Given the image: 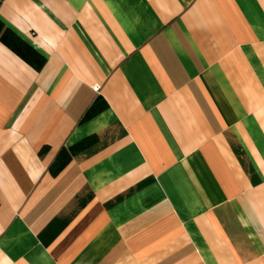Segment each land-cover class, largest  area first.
<instances>
[{"label": "crops", "instance_id": "1", "mask_svg": "<svg viewBox=\"0 0 264 264\" xmlns=\"http://www.w3.org/2000/svg\"><path fill=\"white\" fill-rule=\"evenodd\" d=\"M0 20L45 59L0 39V264H264V0H0Z\"/></svg>", "mask_w": 264, "mask_h": 264}, {"label": "trees", "instance_id": "2", "mask_svg": "<svg viewBox=\"0 0 264 264\" xmlns=\"http://www.w3.org/2000/svg\"><path fill=\"white\" fill-rule=\"evenodd\" d=\"M0 39L12 51H14L18 56L31 64L33 67L40 68L44 64V57L32 45L23 41L13 30L5 27L1 20ZM104 107L105 105H102L98 101H95L86 112L84 118H89L95 115ZM95 140L96 138L94 136H89L72 145L68 150L62 149L52 165L53 172L61 170L69 162L72 155H75L81 150L89 147L95 142Z\"/></svg>", "mask_w": 264, "mask_h": 264}]
</instances>
